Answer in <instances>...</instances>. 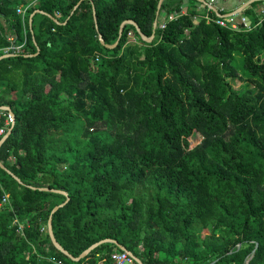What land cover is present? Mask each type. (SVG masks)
I'll use <instances>...</instances> for the list:
<instances>
[{"label": "trees", "instance_id": "trees-1", "mask_svg": "<svg viewBox=\"0 0 264 264\" xmlns=\"http://www.w3.org/2000/svg\"><path fill=\"white\" fill-rule=\"evenodd\" d=\"M183 2L164 0L154 29L159 0H0V56L15 54L0 61L15 114L0 161L23 182L0 167V264H112L120 250L72 261L48 232L67 196L31 187L68 193L53 231L73 257L112 239L144 264H264L261 1L239 30ZM126 20L153 41L127 24L105 47Z\"/></svg>", "mask_w": 264, "mask_h": 264}, {"label": "water", "instance_id": "water-1", "mask_svg": "<svg viewBox=\"0 0 264 264\" xmlns=\"http://www.w3.org/2000/svg\"><path fill=\"white\" fill-rule=\"evenodd\" d=\"M164 0H159V4H158V14H159V11H160V8H161V5L163 3ZM203 4L206 3L205 0H197ZM256 1H264V0H253L249 3H247L245 6H243L241 9H239L237 12H232V13H229L225 16H222L218 13V11L214 8V11L216 14H218V16L220 17H223V18H229V17H232V16H237L239 17V19L241 20V11L250 6L253 2H256ZM81 3V1L76 5L75 9H77V7L79 6V4ZM36 13H41V14H46L44 11L42 10H36L34 13L31 14L30 16V24L32 25V21H33V17L35 16ZM94 14H95V11H94ZM51 18L54 19V17H52L51 15H49ZM244 20L246 21V23L244 24H241L242 27H250L251 26V21L249 19V17H243ZM56 21V23H59V21L57 19H54ZM127 24H132L136 27V30H137V33L138 35L147 43H151L155 37V34H153L151 37H147L146 35L143 34V32L141 31L140 27L137 25V23L133 20H126L122 23L121 27H120V32H119V38L117 40V42L113 45H108L106 44L104 38L102 35H100V41L101 43L109 48V49H114L118 44H119V41L121 39V36L123 34V31H124V27L125 25ZM157 27V20L155 21L154 23V29H156ZM39 51V49H38ZM15 54H4L2 56H0V61L2 59H5V58H8V57H12L14 56ZM34 55H37V54H34ZM33 55V56H34ZM27 56H30V55H27ZM0 110H3V111H7L13 118H14V123L13 125L10 127V129L8 130V132L3 136V138L0 140V146L1 144L11 135L12 133V130L14 128V125H15V114L14 112L12 111L11 107L10 106H0ZM0 167L2 169H4L5 171L8 172V174H10L11 176H13L20 184H23V182L21 181V179L19 177H17L13 172H11L8 168L5 167V165L0 161ZM32 189H39L40 191H45V192H54V193H59V194H62V195H65L67 196V200L63 203V204H60L58 206H56L51 215H50V218L48 220V232H49V235H50V238H51V241L52 243L54 244V246L56 247V249H58L60 252H62L63 254H65L66 256H68L72 261H75V262H79L81 259L85 258L91 251H93L95 248H97L99 245L103 244V243H113L115 244L120 250H123V251H127L131 256H133L136 261L140 264H144V262L137 256L134 255L133 252H131L130 250H128L125 246L119 244L117 241L115 240H112V239H105V240H101L93 245H91L89 248H87L84 252H82L78 257H73L57 240V238L55 237V234H54V231H53V215L54 213L60 209L61 207H63L68 201H69V197H68V193L63 191V190H59V189H50V188H47V187H41V188H36V187H31Z\"/></svg>", "mask_w": 264, "mask_h": 264}, {"label": "built area", "instance_id": "built-area-1", "mask_svg": "<svg viewBox=\"0 0 264 264\" xmlns=\"http://www.w3.org/2000/svg\"><path fill=\"white\" fill-rule=\"evenodd\" d=\"M205 1H206V3L204 4L205 10H206L205 12L207 13L206 18L210 19L209 14H210V11H213L215 0H205ZM30 6H31V4L28 7H30ZM28 7L20 6L17 9V13L24 16ZM174 18H175V15L169 16V20H172ZM241 19H242V21L241 20H235L234 17H229V18L219 17L217 19H214V21L223 27H231L232 29L237 30V29H239L241 24L246 23V21L244 20L243 17ZM165 23L166 22H163L161 24V28L165 27ZM22 47H23V45L22 46H14L13 50L14 51H20ZM5 112L6 111L0 110V118L6 116V120H5L4 125H0V137L4 136L8 130V127H11L14 123V118L8 112L7 113H5ZM8 198H9V195L5 194L3 199H2V202L0 203V207H2L8 203ZM24 227H25L24 224L18 223V233L19 234H21V235L24 234ZM105 260H106V258L102 257V261L99 264H105L104 263ZM53 261L57 262L58 264H65L62 260H57L56 258H53ZM110 261L112 262V264H140L127 251H114L110 255Z\"/></svg>", "mask_w": 264, "mask_h": 264}, {"label": "crops", "instance_id": "crops-1", "mask_svg": "<svg viewBox=\"0 0 264 264\" xmlns=\"http://www.w3.org/2000/svg\"><path fill=\"white\" fill-rule=\"evenodd\" d=\"M251 1H253V0H215L214 8L218 11V13L220 15L222 14V16H225L229 13H232L235 11L237 12L239 9H241L243 6H245L247 3L251 2ZM31 4H33V3H31ZM191 5L192 4H191L190 0H184L183 5H182V11L184 13H186L188 11V9L191 8ZM250 6H248V7H250ZM248 7L244 8L241 11V14H240L241 17H245L244 10L247 9ZM214 8H213V11H214ZM255 8H256L257 13L263 12L264 11V1H261V3H259ZM198 9L202 13H204L206 11L205 5L201 2H200V6L198 7ZM204 14L206 15L207 13L205 12ZM218 17H220V16H218ZM232 17H234L235 20H240L239 17H237V16H232ZM165 19H166L165 11H163L161 14L159 13V18L157 19V25L165 22ZM195 19H196V21H198L201 19V17L197 16V17H195ZM116 251H120V250H116ZM121 251H123V250H121Z\"/></svg>", "mask_w": 264, "mask_h": 264}, {"label": "rangeland", "instance_id": "rangeland-1", "mask_svg": "<svg viewBox=\"0 0 264 264\" xmlns=\"http://www.w3.org/2000/svg\"><path fill=\"white\" fill-rule=\"evenodd\" d=\"M31 5H32V4H31ZM241 21H242V19H241ZM240 27H242V26H240ZM240 27H239V28H240ZM234 30H236V29H234ZM237 30H239V29H237ZM134 37H135V36H134V33H132L131 38L134 39ZM243 85H244V82H236V83H235V88L242 87ZM197 142H198V143L200 142V138H199V137L197 138V141L193 143V145L198 144Z\"/></svg>", "mask_w": 264, "mask_h": 264}]
</instances>
